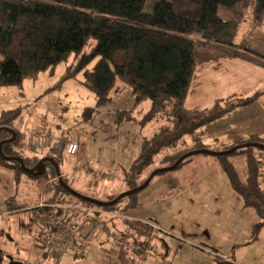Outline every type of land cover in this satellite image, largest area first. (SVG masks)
I'll list each match as a JSON object with an SVG mask.
<instances>
[{
  "label": "trees",
  "instance_id": "1",
  "mask_svg": "<svg viewBox=\"0 0 264 264\" xmlns=\"http://www.w3.org/2000/svg\"><path fill=\"white\" fill-rule=\"evenodd\" d=\"M144 2L0 0V86L20 84L25 77L35 78L42 71L52 70L73 53L74 62L66 65L61 79L76 78L82 72V83L96 94L94 105L85 107L82 112V121H86L96 107L110 99V91L117 81L126 83L133 102L129 108L116 112V124L135 121L142 128L153 117L167 116V121L150 136H142L137 156L127 169L122 170L123 180L129 189L146 179L151 171L144 175L145 169L158 156L159 161L165 162L164 166H169L192 150L223 151L238 144H247L231 152L236 153L240 148H243L241 151H249L242 172L236 171L226 154L218 156L243 207L253 208L260 218L254 226L255 237L259 227L264 225V149L250 143L264 144V132L214 147L205 145L203 137L208 123L237 106L251 103L259 93L238 99L217 98L207 107H185L184 100L199 71L221 59L242 58L264 65V56L248 46L244 32L239 36L243 21H248L249 26L261 25L264 0H156L150 11L143 10ZM221 9L224 16L220 14ZM90 40L93 44L88 51H84ZM90 63L92 65L88 67ZM143 101H149V106L139 120L135 113ZM18 115V107L0 112V127H5L0 129V141L10 138L11 130L14 131V140L3 142L1 151L6 156L20 157L21 162L12 160L14 163L10 164L9 160L0 156V164L17 169L28 166L36 171L42 158L51 157L53 162L43 161L38 174L50 173L52 180H58L57 192L67 191L62 186V182L67 183L59 164L62 152H65L64 146L71 141L68 135L66 132L59 135V143L63 146L61 150L40 156L29 151L35 155L28 157L13 123ZM17 143L21 145L20 150L14 148ZM191 156L185 157L178 166ZM135 192L108 205L79 201L107 212L98 215L101 219L103 215L110 216V212L122 214L134 207L136 201L131 195ZM117 195L98 200L109 201ZM50 198L42 201L54 200L53 196ZM100 223L104 224L102 219ZM120 223L121 228L108 232L107 236L112 243L113 236L123 237V243L131 244L136 255H140L145 248L152 249L154 243L159 242L153 241L159 228L152 233L148 224L128 216L122 217ZM125 227L131 228L132 232L124 233ZM151 237L152 240H149ZM161 242L164 254H173L174 249L163 238ZM83 254L84 251H80L74 256L80 258ZM43 255L47 257L44 252ZM136 255L130 256V259L135 260ZM161 257H164L163 254Z\"/></svg>",
  "mask_w": 264,
  "mask_h": 264
},
{
  "label": "rangeland",
  "instance_id": "2",
  "mask_svg": "<svg viewBox=\"0 0 264 264\" xmlns=\"http://www.w3.org/2000/svg\"><path fill=\"white\" fill-rule=\"evenodd\" d=\"M155 1L145 0L143 10L150 11ZM220 14L224 16L222 9ZM247 25L248 21L241 23L239 36ZM92 44L93 40H90L84 51H88ZM74 59V54L70 53L66 60L59 62L52 70L42 71L35 78L25 77L20 84L0 86V112L19 108V115L13 119V123L19 131L20 141L26 151L24 153L28 157L34 154L25 148L28 135L37 128L45 125L57 132L60 128L65 130L70 140L77 142L80 152L78 159L64 151L61 154L59 167L65 175L66 183L72 189L90 197L106 199L129 189L123 180L122 170L127 169L132 160L129 164L121 162L122 165H118L113 163V159L101 160V156L104 150L112 152L115 158L117 154L113 151L124 154L126 145L121 146L123 131L127 132L128 140L135 141L134 147L138 153L140 127L130 121L129 124L136 129L129 134L130 129H123L124 123L114 122L116 112L129 108L133 102L130 87L120 81L111 89L110 99L96 107L88 120L82 121L84 108L94 105L96 94L82 83V72L76 78L61 79L66 65L74 62ZM222 60L217 61V64ZM251 66H220L217 70L203 68L190 85L184 106L207 107L217 98L238 99L256 93H259L260 100H264V65ZM148 106L149 101H143L138 107L135 115L139 120ZM166 117L161 114L144 123L142 136H150L167 121ZM52 135L53 142H59L54 132ZM203 141L209 147L219 146V143L216 144L206 136ZM14 148L20 150L21 145L17 143ZM62 148L61 144L60 150ZM241 149L243 148L225 155L238 172H242L245 156L249 153L247 149ZM251 149L255 150L253 147ZM47 152L49 151L44 149L37 151L39 156ZM84 157L86 160H82ZM84 161L88 162L87 169L83 167ZM9 163L14 162L9 160ZM164 164L165 162L159 161L158 156L145 169L144 175L164 167ZM57 183L58 180H52L50 173L31 175L24 169L0 164V246L24 263L84 264L81 257L72 258L76 252L64 253L58 262L43 255L40 240L49 228L42 221L39 203L51 199L52 196L55 200L59 195H63L67 201L80 200L67 191L57 192ZM131 196L136 201L134 207L122 214L110 212V216L106 217L121 222L122 217L128 216L142 224H146L144 220L158 223L159 230L154 232L153 241L160 242L158 253L163 254L165 264H244L264 259V225L259 227L254 237V226L260 218L253 208L243 207L240 196L229 184L218 155L193 154L180 166L154 175L145 187ZM114 223L117 226L118 223ZM103 226L101 224L96 228L100 230ZM104 229L116 231L109 223ZM99 236L103 235L99 233ZM162 238L175 248L173 254H164ZM121 243L117 241L112 249L117 250V245ZM206 247L213 252L206 250ZM147 249L141 253L146 254ZM233 257L236 262L232 261ZM141 259L140 256L139 261Z\"/></svg>",
  "mask_w": 264,
  "mask_h": 264
},
{
  "label": "crops",
  "instance_id": "3",
  "mask_svg": "<svg viewBox=\"0 0 264 264\" xmlns=\"http://www.w3.org/2000/svg\"><path fill=\"white\" fill-rule=\"evenodd\" d=\"M243 35L245 36L248 46L252 50L264 56V16L260 26H249L248 24L246 29L244 30ZM238 64L244 67H247L248 64H250V67H252L251 65L258 66V64L242 58H225L222 60V62H219L218 64L215 63L213 65H209L207 66V68H210L209 70L211 69L217 70L220 66L226 67L229 65H238ZM129 122L130 121H126L120 124L124 123L125 126L123 127V129H127V131L130 129L128 133L132 134L136 128H132L133 126H131ZM51 129L52 132H54V135L57 140H59L58 138L61 133H65V130L63 129L61 130V128L58 132L55 131L54 128ZM139 129L141 133L140 136L141 138L140 144H141L143 128H139ZM205 132H206L205 136L207 138H211L213 142H215L216 144L219 143V145H229L235 142L236 140L240 138H244L251 134H262L264 132V100H260L259 96H257V98L251 103L247 105H241L235 107L234 109L224 114L220 118L215 119L210 123H208L205 126ZM122 134L124 138L122 140L123 143L121 146L123 147L124 144L126 145L124 154L122 153L120 155L116 151H113V153L115 152L117 154V157L115 158L112 152H107V150H104L103 152L104 154L101 156V160L113 159L114 160L113 163L122 165L121 162H128L127 164H129L130 161L137 156L138 153H136L134 147L135 141L127 139L128 135L126 131L125 132L123 131ZM68 138L69 140L71 139L69 136ZM139 149H140V145H139ZM79 155L80 152L78 147L77 152L74 155V158L75 157L77 159L80 158ZM105 157H108L109 159H105ZM82 160H86V158L84 157V159ZM84 162L85 163H82L84 166L83 165L82 166L85 167V169H87L88 162L87 161ZM123 168L126 167L123 165ZM104 217L106 216H102V220H104L103 222L105 224V226L103 227H106L107 223H109L115 228V230L121 228V223L118 220H114L113 218L109 219L107 218L108 216L106 218ZM114 221L118 223L117 226L115 225ZM155 224H157L159 228V224L158 223ZM103 227H101L100 230L99 228L87 227L80 233L79 238L82 240V243H80L79 245V250L74 252L78 253L80 251H84V254L81 257L82 261H84V264H135L137 262H138L137 264H165L166 259L162 258L160 253H158L159 251L158 249L160 248L159 242L154 243V247L152 249H147L148 252L144 255L142 253H140V255H136L134 247H132L131 244H127V243H123L119 246L117 245L116 248L117 250H114L112 248L114 244L116 245V242L112 243L110 237L107 236L108 232H113V231L112 230L109 231V229L103 230ZM103 231L105 232L103 233ZM99 233H101L103 236L100 237ZM170 247L173 248L172 246ZM206 248H207L206 250H208L209 252L211 253L213 252L210 248L208 247ZM173 249L175 251V248ZM134 255H136V257L135 260L132 261L130 259V256H134ZM140 256L142 257L141 261H139ZM72 258L76 259L74 254L72 255ZM220 260L227 261L229 259H220ZM232 261L236 262L234 257L232 258ZM168 264L171 263L169 262ZM239 264H243V263H239ZM244 264H264V259L253 262L248 261Z\"/></svg>",
  "mask_w": 264,
  "mask_h": 264
},
{
  "label": "built area",
  "instance_id": "4",
  "mask_svg": "<svg viewBox=\"0 0 264 264\" xmlns=\"http://www.w3.org/2000/svg\"><path fill=\"white\" fill-rule=\"evenodd\" d=\"M60 146L59 142H53L52 129L43 125L28 135L25 148L32 152L44 149L54 153L60 150ZM77 148V142L72 140L65 146V153L75 155ZM38 207L42 209V221L49 228L42 234L40 244L47 257L56 262L64 253L78 251L79 245L82 243L79 238L80 233L87 227H100L101 219L98 215L107 213L98 207L80 201H67L63 195H59L55 200L41 201ZM144 222L150 226L152 233L158 229V226L152 221L144 220ZM128 232L132 231H128V229L124 231V233ZM113 237L114 243L124 242L121 236ZM145 252L148 251L145 250Z\"/></svg>",
  "mask_w": 264,
  "mask_h": 264
},
{
  "label": "water",
  "instance_id": "5",
  "mask_svg": "<svg viewBox=\"0 0 264 264\" xmlns=\"http://www.w3.org/2000/svg\"><path fill=\"white\" fill-rule=\"evenodd\" d=\"M3 128H5V127H0V129H3ZM11 133H12V136L10 138L0 141V156L5 158L6 160H10V161L14 160V161H17V162H21V158L20 157H17V156H6L1 151V145H2L3 142H5V141L10 142V141L14 140V138H15L14 131L11 130ZM250 144L253 145V146H258V147L264 149V144H260V143H250ZM242 145H247V144H240V145L238 144V145H235V146H233L232 148H230L228 150H223V151H212V150H209V149H197V150L189 151V152L181 155L173 164L153 170L140 185H138V186H136L134 188H131V189L125 191V192H121L120 194H118L116 197H114L112 200H109V201L98 200V199L83 195V194L79 193L78 191L72 189L67 184L63 183L60 178H58V179H59V181L62 182V186L69 193H71L72 195L76 196L77 198H79L81 200H84V201H90V202H92L94 204H98V205H108V204L115 203L119 198L123 197L124 195H128L129 193H133L135 191H138V190L142 189L143 187H145L149 183V181L152 179V177L154 175H156L157 173L162 172V171H166V170H170V169L176 168L178 166V164L180 163V161H182L185 157H187L189 155H193V154H196V153H208V154H213V155L228 154V153H231L232 151H234L235 149L239 148ZM45 160L49 161V162H53V159L51 157H44L38 162L36 171H34L31 168H27V167H24V169L27 170L30 173L38 174L41 171V163L43 161H45ZM55 168H56L55 169L56 170V175H57V177H59V174H60L59 173V169H58L57 166ZM0 260H1V257H0ZM19 263H20L19 261H10L8 264H19Z\"/></svg>",
  "mask_w": 264,
  "mask_h": 264
},
{
  "label": "flooded vegetation",
  "instance_id": "6",
  "mask_svg": "<svg viewBox=\"0 0 264 264\" xmlns=\"http://www.w3.org/2000/svg\"><path fill=\"white\" fill-rule=\"evenodd\" d=\"M0 264H8L10 261H19V264H24V262L16 259L12 253L5 251L1 246H0Z\"/></svg>",
  "mask_w": 264,
  "mask_h": 264
}]
</instances>
